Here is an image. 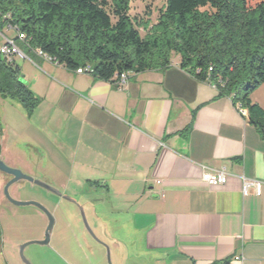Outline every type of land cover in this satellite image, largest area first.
Instances as JSON below:
<instances>
[{
  "label": "crops",
  "instance_id": "0c3cea01",
  "mask_svg": "<svg viewBox=\"0 0 264 264\" xmlns=\"http://www.w3.org/2000/svg\"><path fill=\"white\" fill-rule=\"evenodd\" d=\"M13 61L38 103L27 113L0 98V158L59 193L39 187L57 208L89 206L117 264H235L236 256L264 264V138L247 111L179 58L131 74L123 87L35 52ZM255 93L264 110V88ZM219 171L225 184L202 181ZM243 179L259 183V194L254 186L244 194ZM54 212L49 242L75 262L64 213Z\"/></svg>",
  "mask_w": 264,
  "mask_h": 264
},
{
  "label": "trees",
  "instance_id": "16d2710c",
  "mask_svg": "<svg viewBox=\"0 0 264 264\" xmlns=\"http://www.w3.org/2000/svg\"><path fill=\"white\" fill-rule=\"evenodd\" d=\"M129 12L130 0H0V30L11 25L25 35L16 43L26 56L38 49L112 83L123 72L164 70L177 55L181 69L245 109L264 138V110L251 101L264 83V0H165L153 24ZM0 98L27 113L38 103L1 54Z\"/></svg>",
  "mask_w": 264,
  "mask_h": 264
},
{
  "label": "rangeland",
  "instance_id": "374dc122",
  "mask_svg": "<svg viewBox=\"0 0 264 264\" xmlns=\"http://www.w3.org/2000/svg\"><path fill=\"white\" fill-rule=\"evenodd\" d=\"M164 3L165 0H130L129 13L132 18H137V20L145 21L149 18L153 24ZM140 32L144 34L141 28ZM0 33V46L4 43L5 38L19 42L13 31L3 28ZM172 58H178V56L173 55ZM263 88L259 87L254 93L256 92L255 94L258 95ZM0 159L7 167L18 169L27 175L22 168H18L16 159ZM8 179L7 174L0 173V264H24L20 256V247L28 242L44 239L47 218L35 206H16L3 200L1 189L10 181ZM9 194L19 202L32 201L44 204L53 217L54 211L56 217H59L61 212L64 213L65 219L62 221L61 235L66 248L74 252L75 262L65 257L63 250L59 249L53 241L52 246L51 242L45 246L38 244L26 246L23 256L29 264H117L110 251H107L106 245L100 240L101 227L98 220L90 214L89 206L76 205L77 207H73L71 204L62 202V205L57 208L59 199L56 202H50L44 196L42 189L24 180L12 185ZM65 208L69 210L65 211ZM81 212L84 214L91 233L84 226ZM52 229L51 232H55L58 227L56 228L54 224ZM85 242L91 244V249L86 246Z\"/></svg>",
  "mask_w": 264,
  "mask_h": 264
},
{
  "label": "built area",
  "instance_id": "2783aa9c",
  "mask_svg": "<svg viewBox=\"0 0 264 264\" xmlns=\"http://www.w3.org/2000/svg\"><path fill=\"white\" fill-rule=\"evenodd\" d=\"M5 30L15 32L16 33V39L20 42H22L26 39V36L23 33L19 32V30L17 28H15L11 25H7L5 27ZM0 36H1V33H0ZM34 52L38 56H40V57H42L48 61L53 62L52 59H50L48 56L43 54L40 50L36 49ZM0 54L3 56V58L7 62H13L14 57H20V58L26 57V55L21 51V49L17 45L16 41L12 40V39H7V38H5L4 43L0 46ZM75 72L77 74H84V73L91 74L92 69L89 66H87L84 68H79V69L75 70ZM131 74H132L131 72L121 73L115 84L118 87H123L125 85V83L127 82L128 77ZM237 109L241 114H246V110L243 109L242 107H240V105H237ZM202 181L205 182L209 186L223 185L227 181V174L224 171H219V172H216L214 174L204 173L202 175ZM250 186H254L257 194H259V192H260V184L259 183L251 182L249 180L243 179V193L244 194H246V192ZM241 260H242V258L240 256H236L234 258L235 264H240Z\"/></svg>",
  "mask_w": 264,
  "mask_h": 264
},
{
  "label": "water",
  "instance_id": "95a60500",
  "mask_svg": "<svg viewBox=\"0 0 264 264\" xmlns=\"http://www.w3.org/2000/svg\"><path fill=\"white\" fill-rule=\"evenodd\" d=\"M0 172L12 176V179L4 187V196H5L7 201H9L11 204L16 205V206H27V205L35 206L47 218V227H46L45 232H44V239L41 240V241H31V242H28L27 244H24V245H22L20 247V256L22 258V261L24 262V264H29L27 262V260L23 256L24 248L26 246L32 245V244H38V245H44V246L48 245L49 240H50V233H51L52 228L54 226L55 220H54V217L52 216V214L47 210V208L44 205H42L40 203H37V202H32V201H30V202H19V201L13 199L11 197V195L9 194V188L12 185L24 180V181L30 182V183H32V184H34V185H36V186H38L40 188L48 190V191H50V192H52V193H54V194H56L58 196H60V194L57 193L55 190H53L51 187H49L47 184H45V183H43V182H41L39 180H36L33 177H31V176L23 174L20 170L12 169V168L7 167L2 162L1 159H0ZM81 215H82V220H83L85 228L90 232V229H89L88 224H87V222L85 220L83 212H81Z\"/></svg>",
  "mask_w": 264,
  "mask_h": 264
},
{
  "label": "flooded vegetation",
  "instance_id": "af4514ba",
  "mask_svg": "<svg viewBox=\"0 0 264 264\" xmlns=\"http://www.w3.org/2000/svg\"><path fill=\"white\" fill-rule=\"evenodd\" d=\"M0 173H2V172H0ZM9 176V179L8 180H11L12 179V176H10V175H8ZM4 187L5 186H2V189H1V194H2V198H3V200L4 201H7L6 200V198H5V196H4ZM10 189V188H9ZM46 207V206H45ZM48 210V209H47ZM49 211V210H48ZM45 232V231H44Z\"/></svg>",
  "mask_w": 264,
  "mask_h": 264
}]
</instances>
